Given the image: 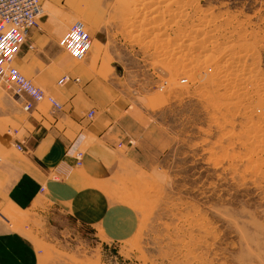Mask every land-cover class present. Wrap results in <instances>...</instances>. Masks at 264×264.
Masks as SVG:
<instances>
[{
  "label": "rangeland",
  "instance_id": "374dc122",
  "mask_svg": "<svg viewBox=\"0 0 264 264\" xmlns=\"http://www.w3.org/2000/svg\"><path fill=\"white\" fill-rule=\"evenodd\" d=\"M106 8L120 157L92 220L24 224L41 264H264V0Z\"/></svg>",
  "mask_w": 264,
  "mask_h": 264
},
{
  "label": "crops",
  "instance_id": "0c3cea01",
  "mask_svg": "<svg viewBox=\"0 0 264 264\" xmlns=\"http://www.w3.org/2000/svg\"><path fill=\"white\" fill-rule=\"evenodd\" d=\"M40 1L44 15L14 67L62 109L54 111L45 102L27 112L0 86V264H41L37 247L23 232L35 215L92 220L100 197L95 184L115 172L120 157L122 140L114 131L113 114L105 110L110 99L99 75L102 62L116 61L110 49L114 28H106L96 15L107 9L106 0ZM80 16L91 25L93 46L77 64L59 41ZM65 75L70 81L58 86ZM77 152L83 153L81 166Z\"/></svg>",
  "mask_w": 264,
  "mask_h": 264
},
{
  "label": "built area",
  "instance_id": "2783aa9c",
  "mask_svg": "<svg viewBox=\"0 0 264 264\" xmlns=\"http://www.w3.org/2000/svg\"><path fill=\"white\" fill-rule=\"evenodd\" d=\"M43 6L40 0H0V86L16 99L27 112L34 109L37 103H48L54 111H60L62 105L42 89L27 80L15 67L14 62L21 53L31 32L39 27L43 17ZM93 39L81 22H75L59 41V46L73 60L83 62L91 52ZM32 48V47H30ZM70 81L65 75L58 86ZM25 97L31 100L27 101ZM94 113L88 115L92 118ZM17 149L23 151V146ZM78 166L83 161V153L77 152Z\"/></svg>",
  "mask_w": 264,
  "mask_h": 264
},
{
  "label": "bare ground",
  "instance_id": "6f19581e",
  "mask_svg": "<svg viewBox=\"0 0 264 264\" xmlns=\"http://www.w3.org/2000/svg\"><path fill=\"white\" fill-rule=\"evenodd\" d=\"M43 13H44V9H43ZM187 40H189V39H187ZM193 41H194V40H193ZM187 42H189V41H187ZM189 44H190V45H193V44H195V43H192V42L190 41ZM191 47H192V46H191ZM91 50H92V48H91ZM226 53H227V52H226ZM229 55H230V54H229ZM229 55H228V57H229ZM233 56H234V55H233ZM227 59H228V58H227ZM227 59H226V60H227ZM229 59H230V58H229ZM232 59H233V61H234L235 58L232 57ZM237 59H238V57H237ZM235 60H236V59H235ZM239 61H240V60H239ZM229 62H231V60H230ZM229 62H228V63H229ZM201 63H202V62H201ZM231 63H232V62H231ZM234 63H235V62H234ZM234 63H233V64H234ZM236 63H237V61H236ZM199 65H200V64H199ZM238 65H239V63H238ZM235 67H236V66H235ZM193 70H194V69H193ZM200 70H201V69H200ZM206 70H207V69H206ZM200 72H201V71H200ZM262 87H264V86H262ZM247 90H248V89H247ZM262 101H263V99H262ZM261 105H262V104H261ZM260 113H261V112H260ZM250 153H251V152H250Z\"/></svg>",
  "mask_w": 264,
  "mask_h": 264
},
{
  "label": "snow or ice",
  "instance_id": "6c2138e0",
  "mask_svg": "<svg viewBox=\"0 0 264 264\" xmlns=\"http://www.w3.org/2000/svg\"><path fill=\"white\" fill-rule=\"evenodd\" d=\"M0 47H2V45H0Z\"/></svg>",
  "mask_w": 264,
  "mask_h": 264
}]
</instances>
